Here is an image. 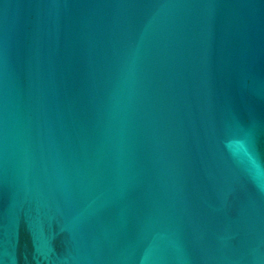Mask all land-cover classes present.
<instances>
[{"label": "water", "instance_id": "obj_1", "mask_svg": "<svg viewBox=\"0 0 264 264\" xmlns=\"http://www.w3.org/2000/svg\"><path fill=\"white\" fill-rule=\"evenodd\" d=\"M0 264H264V0H0Z\"/></svg>", "mask_w": 264, "mask_h": 264}]
</instances>
